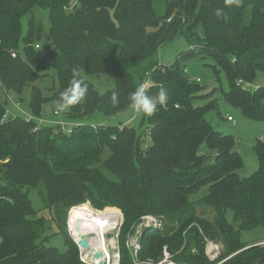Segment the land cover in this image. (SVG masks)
Segmentation results:
<instances>
[{"label":"trees","instance_id":"1","mask_svg":"<svg viewBox=\"0 0 264 264\" xmlns=\"http://www.w3.org/2000/svg\"><path fill=\"white\" fill-rule=\"evenodd\" d=\"M155 3H162V12ZM35 8L49 11V37L57 51L44 56L34 51L31 39L40 37L41 27L31 24L23 57L20 21ZM178 33L223 71L226 103L245 118L264 120V86L244 87L264 72V0H242L238 7L227 0H79L73 8L69 0H0V90L21 96L30 85L33 117L57 102L74 72L88 91L68 108L72 119L96 111L116 115L131 107L130 93L141 85L149 95L166 89L169 97L166 105L145 115L147 142L129 126L87 125L66 132L30 119H6L0 99V264H84L66 231L67 213L118 212L107 207L119 209L133 232L144 216L162 222L146 227L135 260L124 236L119 264H156L163 247L176 264H248L252 259L264 264V244L243 251L240 241L241 232L264 226V140L254 148L258 169L239 177L244 161L236 140L206 120L211 104L193 105L201 89L185 77L181 63L194 52L182 53L170 65L157 58L160 47ZM50 71L57 87L43 92L34 83ZM82 74L109 76L114 88L100 94ZM114 92L116 106L110 100ZM202 144L214 153L212 162L199 154ZM203 186L208 194L190 201ZM31 189L43 193L51 221L63 235L64 251L45 245L47 220L33 209ZM197 205L211 209L212 218L194 216ZM186 215L196 219L187 238L182 236ZM206 240L222 244L220 257L209 259Z\"/></svg>","mask_w":264,"mask_h":264},{"label":"rangeland","instance_id":"2","mask_svg":"<svg viewBox=\"0 0 264 264\" xmlns=\"http://www.w3.org/2000/svg\"><path fill=\"white\" fill-rule=\"evenodd\" d=\"M79 0H69V5L71 8L78 5ZM156 9L161 11L163 9L162 3H155ZM161 14V13H160ZM31 24L34 26L41 27V35L39 38L33 36L31 39V45L34 48L36 45L37 49L34 51L39 53L41 56L49 54L51 52H56L57 49L54 43L49 37V11L47 9L35 8L30 14L25 15L21 21V39H20V52L24 57L23 53V41L28 37ZM197 34L202 37L203 31L198 26L196 28ZM192 48V49H191ZM192 50L194 56L185 60L181 63V67L184 70L185 77L191 83H195L200 87V91L197 93V98L193 101L194 107H204L207 104H211L208 112L205 115L206 120L212 125L215 131L220 132L223 135L232 136L236 140V149L244 161V169L238 172L239 177L246 178L252 175L258 169L257 155L255 152V146L257 142L264 139V120H255L250 118H245L241 110L235 106H231L223 98V92L228 90V82L225 74L217 66L214 69L213 63L204 58V56L195 47H190L187 43L184 35L178 33L177 36L169 43L163 45L158 50V60L163 65L172 64L179 56L188 51ZM83 78L91 83L100 94H104L114 88V81L112 78L106 75H86L82 74ZM199 80V82H197ZM35 86L46 92L51 87H57L56 75L53 71L49 72V76L42 80H38L34 83ZM256 86H264V72H257L256 77L251 83H244V87L247 90H253ZM31 96V86L27 85L21 94L18 96L12 92H7L6 94L0 90V99L6 109L5 118L11 119L14 117H20L23 119L33 120L36 124L42 125H54L60 126L61 128L71 129L77 126H129L133 128L137 133L142 135L143 140L147 142V121L144 114H137L134 110L129 107L120 113L112 116H106L100 111L94 112L90 117L86 119H72L68 117V108L63 111H59L56 102H51L44 105L43 111L40 117H33L31 110L29 108V101ZM227 116L233 119V122L227 121ZM199 154L210 158L209 162H212L213 152H211L206 144H202L199 147ZM107 155V150L104 151V157ZM208 194V186L201 187L198 192L190 195L189 199L192 202H196L202 199ZM29 199L31 201L32 207L38 212L39 216H44L47 220L46 230L44 233L45 245L54 247L60 251L65 250V244L63 235L58 230L57 226L53 221H51V215L48 209L45 208V197L39 189H31L28 192ZM88 204L93 210L98 212H105L106 208L103 210L94 209L89 203ZM116 209L118 212L115 213L119 216L120 221L115 228L110 232H106L105 240L106 247V264H111L115 257L117 258L118 264L120 263L121 256V244L123 237L125 236V245L128 249V255L133 260L136 259V249L138 248L137 240L140 235L141 227H160L162 222L160 219L144 216L140 225L133 231L131 227L127 230V223L124 214L117 208L107 207ZM84 214H95V215H105L95 212H84ZM68 217L69 211L67 213L66 221V231L70 235L72 241H75L72 234L69 231V220L72 216ZM193 215L198 217H203L207 219L212 218V211L207 207L200 205L195 206ZM191 215V214H190ZM186 215L183 218L185 229L183 230L182 236H187V231L195 227L196 219L194 216ZM227 219L229 222L233 223V217L231 213L227 214ZM133 232V233H131ZM187 233V234H186ZM191 235V234H189ZM240 241L245 244L243 251L249 249L256 244H264V226L243 231L240 234ZM260 242V243H259ZM186 240H184V244ZM79 249V248H78ZM205 253L209 259L213 260L220 257L223 246L220 242L206 240L204 245ZM163 257L156 264H170L173 263L171 260V255L167 251L166 247L162 250ZM79 256L82 263L87 264V258L82 257L81 251L79 250ZM220 262L218 264H222ZM248 264H261L258 259H252Z\"/></svg>","mask_w":264,"mask_h":264},{"label":"clouds","instance_id":"3","mask_svg":"<svg viewBox=\"0 0 264 264\" xmlns=\"http://www.w3.org/2000/svg\"><path fill=\"white\" fill-rule=\"evenodd\" d=\"M229 5L240 6L242 0H227ZM221 10H217L220 14ZM78 73H73V79L70 85L60 93L57 100V107L59 111H63L70 106L79 104L87 95L88 86L78 78ZM131 108L137 114H144L151 116L154 114L159 106L166 105L168 102V93L166 89L161 88L156 95H149L144 85L139 86L129 96ZM113 106L118 105L119 97L117 93H113L110 97Z\"/></svg>","mask_w":264,"mask_h":264},{"label":"bare ground","instance_id":"4","mask_svg":"<svg viewBox=\"0 0 264 264\" xmlns=\"http://www.w3.org/2000/svg\"><path fill=\"white\" fill-rule=\"evenodd\" d=\"M120 218L115 213L105 215L84 214L80 211H73L69 220V231L74 239L78 240L83 235L90 236V244L93 249L100 250L106 253L105 233L110 232L119 224ZM80 225L77 230V225ZM105 249V250H104ZM111 264H118L117 258Z\"/></svg>","mask_w":264,"mask_h":264},{"label":"water","instance_id":"5","mask_svg":"<svg viewBox=\"0 0 264 264\" xmlns=\"http://www.w3.org/2000/svg\"><path fill=\"white\" fill-rule=\"evenodd\" d=\"M70 211V210H69ZM80 225H77V230H79ZM146 227L140 228V235L137 240L138 245L141 242L143 233L145 232ZM73 236V235H72ZM74 238V237H73ZM76 245L78 246L79 250L81 251L82 257H89V264H106V259L103 251L95 250L92 248L90 244V236L89 235H83L79 237L78 240L74 239Z\"/></svg>","mask_w":264,"mask_h":264},{"label":"built area","instance_id":"6","mask_svg":"<svg viewBox=\"0 0 264 264\" xmlns=\"http://www.w3.org/2000/svg\"><path fill=\"white\" fill-rule=\"evenodd\" d=\"M35 47L38 48L37 45H36ZM12 56H15V54H13ZM197 82H199V80H198ZM4 118H5V117H4ZM227 121H228V122H233V119H232L230 116H227ZM70 130H71V129H66V128H64V131H66V132H70ZM263 140H264V139H263ZM263 140H262V141H263ZM104 255H105V253H104ZM85 258H87V257H85ZM89 259H90V258L88 257V258H87V264H89ZM105 259H106V255H105ZM106 263H107V262H106ZM170 264H176V263L173 262V263H170Z\"/></svg>","mask_w":264,"mask_h":264},{"label":"crops","instance_id":"7","mask_svg":"<svg viewBox=\"0 0 264 264\" xmlns=\"http://www.w3.org/2000/svg\"><path fill=\"white\" fill-rule=\"evenodd\" d=\"M260 243V242H259Z\"/></svg>","mask_w":264,"mask_h":264}]
</instances>
